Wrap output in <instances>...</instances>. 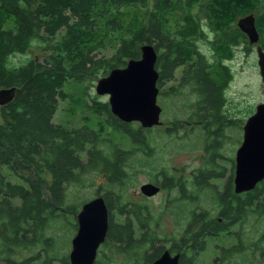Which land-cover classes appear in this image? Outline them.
I'll return each mask as SVG.
<instances>
[{"label": "trees", "instance_id": "16d2710c", "mask_svg": "<svg viewBox=\"0 0 264 264\" xmlns=\"http://www.w3.org/2000/svg\"><path fill=\"white\" fill-rule=\"evenodd\" d=\"M251 14L264 51V0H0V90L17 88L15 98L0 106V264H70L60 242L64 237L69 245V236L58 239L55 230L74 228L76 235L78 214L90 201L79 200V192L98 175L108 187L102 196L109 228L94 264H152L166 250L181 254L180 264H198L208 241L223 233L233 236L236 225H241L239 242L222 248L213 264L262 249L264 232L251 243L242 228L251 219L264 221V180L236 193L232 159L224 188L218 183L225 178L223 107L232 79L226 61L233 59L235 47L249 48L237 22ZM210 35L213 60L197 46ZM144 44L158 53V88L182 71L169 95L191 90L197 95L193 116L206 126L211 121L221 126L208 130L206 165L188 180L156 166L152 128L121 121L108 102H87L88 82L139 59ZM34 49L40 57L10 63ZM107 50L113 55L102 54ZM67 100L79 126L54 120ZM125 142L130 147L121 145ZM145 168L151 170L150 183L166 193L161 206L171 210L174 231L163 213L155 214L148 197L135 201L128 194Z\"/></svg>", "mask_w": 264, "mask_h": 264}, {"label": "rangeland", "instance_id": "374dc122", "mask_svg": "<svg viewBox=\"0 0 264 264\" xmlns=\"http://www.w3.org/2000/svg\"><path fill=\"white\" fill-rule=\"evenodd\" d=\"M206 26V22L203 21ZM208 31V29H206ZM209 33V32H208ZM208 35V34H207ZM208 38V39H207ZM206 39L198 41L197 46L199 49L207 54L210 59H215L211 51L210 40L211 35L207 36ZM258 44H249L248 49L246 46H238L234 49V57L230 61H226V64L230 67L232 72V79L225 92V105L223 112L226 117L225 126L222 128L224 134L221 155L224 160L221 161V165L225 167V178L220 179L218 182L220 187L225 185L232 173L233 162L235 159L238 144L240 142L239 137L241 132V126H244L247 119L256 112V108L259 104L264 103V80L261 75V69L258 64L259 57L257 53ZM114 51L107 50L102 54L108 56L113 55ZM100 53V55H102ZM30 57H40V52L37 49L29 51L27 54H17L10 59L12 65H19ZM182 77V71L176 72V80L168 82L164 85L162 91L158 95V104L162 108L161 124L154 126L152 129L151 137L153 138V145L156 148L155 163L156 166L164 167L173 176L182 177L188 180L193 171L206 165L208 153L205 151V147L208 144L210 137L205 139L209 129L219 130L220 124L210 122L207 126L200 123L196 117L193 116L196 111L194 105L197 101V95L191 92L189 89H182L178 94L169 95L170 88L178 84V80ZM99 78L88 82L87 92L89 98L87 102H92L93 98H97L101 101L108 102V96L98 95L96 92L97 81ZM76 87V85H75ZM74 87L73 95H78L77 87ZM66 90L72 89L71 82H67L65 86ZM192 93V94H191ZM73 102L70 100L61 101L59 110L55 116V122L61 124H67L72 126H79L80 120L78 119L73 109ZM79 110H77L78 113ZM180 124L177 131L172 134H168L166 129L171 126ZM122 146L130 147L128 142L122 143ZM151 170L149 168L143 169L142 173L137 176V185L129 189L128 194L130 198L135 201L145 200L140 187L143 184L152 182L153 176H150ZM107 184L105 179L98 175L91 182H86L85 186L79 192V200H92L98 195L102 194L107 190ZM177 192L173 193L172 197H176ZM166 193L159 192L158 194L148 197L147 200L151 208L155 211L156 215L163 213V218L167 222V226L170 231H174V220L172 218L171 210L163 209L162 204L164 202ZM163 210V212H162ZM212 214L216 212L214 207L211 210ZM258 221L251 219L249 222L244 224L242 228V237L248 242H257L261 232L264 229V221L256 224ZM241 225H236L231 229L233 236L227 233L221 234L217 239H210L207 244V249L198 258V264H213V261L219 256L222 248H230L231 246L239 242L236 234L238 233ZM56 237L59 239L61 236H69V245L64 244L63 239L60 240L61 247L65 252L70 254L72 249V239L75 236L74 228L71 230H55ZM65 237V238H66ZM68 240V237H67ZM67 242V241H66ZM260 250L253 252L252 250H246L245 254H239L231 261L223 264H256L252 263L254 260L261 259L264 264L263 257L264 253V241H260ZM62 255V254H61ZM246 256V261H244ZM250 258V262L248 259Z\"/></svg>", "mask_w": 264, "mask_h": 264}, {"label": "water", "instance_id": "95a60500", "mask_svg": "<svg viewBox=\"0 0 264 264\" xmlns=\"http://www.w3.org/2000/svg\"><path fill=\"white\" fill-rule=\"evenodd\" d=\"M253 14L238 20L239 29L250 44H258L260 35ZM141 57L131 59L123 68H114L99 78L96 92L108 96L112 113L121 121L138 122L144 128L161 124L162 108L158 104L160 74L156 68L158 53L153 45L141 46ZM258 64L264 80V51L257 47ZM17 88L0 90V106L10 103ZM264 180V103L257 106L244 125V139L236 154L235 192L253 190ZM142 194L152 197L161 191L154 183L140 187ZM78 231L72 239L70 264H94L100 246L105 242L109 228V210L103 196L85 203L78 214ZM181 254L166 250L152 264H180Z\"/></svg>", "mask_w": 264, "mask_h": 264}, {"label": "flooded vegetation", "instance_id": "af4514ba", "mask_svg": "<svg viewBox=\"0 0 264 264\" xmlns=\"http://www.w3.org/2000/svg\"><path fill=\"white\" fill-rule=\"evenodd\" d=\"M158 70V69H157ZM178 72V71H177ZM162 91V89H159V94H160V92ZM241 130H239V133L241 132V134H240V136L241 137H239V139H240V142H239V144H238V147L240 148V146L242 145V142H243V139H244V126H241ZM238 148V149H239ZM238 149H237V151H238ZM236 154H237V152H236ZM235 163H234V174L236 173V157H235ZM234 178H235V176H234ZM233 184H234V181H233ZM224 186L225 185H223L222 187H220L219 189H223L224 188ZM234 189H235V184H234ZM220 191H222V190H220ZM160 192H162V190L160 191ZM263 232H264V229H263ZM262 235V232H261V234H260V236Z\"/></svg>", "mask_w": 264, "mask_h": 264}]
</instances>
